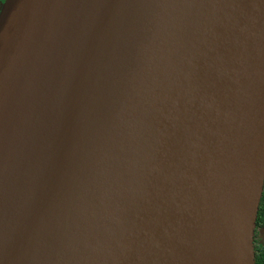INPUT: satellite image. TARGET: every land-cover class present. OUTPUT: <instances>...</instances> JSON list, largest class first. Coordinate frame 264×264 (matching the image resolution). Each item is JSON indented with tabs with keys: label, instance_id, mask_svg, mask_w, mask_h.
Returning a JSON list of instances; mask_svg holds the SVG:
<instances>
[{
	"label": "water",
	"instance_id": "water-1",
	"mask_svg": "<svg viewBox=\"0 0 264 264\" xmlns=\"http://www.w3.org/2000/svg\"><path fill=\"white\" fill-rule=\"evenodd\" d=\"M264 0H5L0 264H254Z\"/></svg>",
	"mask_w": 264,
	"mask_h": 264
},
{
	"label": "flooded vegetation",
	"instance_id": "flooded-vegetation-1",
	"mask_svg": "<svg viewBox=\"0 0 264 264\" xmlns=\"http://www.w3.org/2000/svg\"><path fill=\"white\" fill-rule=\"evenodd\" d=\"M5 0H0V6L2 5V3H4ZM262 205L264 206V184H263V188H262V194L260 197V202H259V207H258V212H260L259 214V218H258V228H255V233H254V240L257 243H261L262 239H264V207L262 209ZM263 210V212H262Z\"/></svg>",
	"mask_w": 264,
	"mask_h": 264
},
{
	"label": "trees",
	"instance_id": "trees-1",
	"mask_svg": "<svg viewBox=\"0 0 264 264\" xmlns=\"http://www.w3.org/2000/svg\"><path fill=\"white\" fill-rule=\"evenodd\" d=\"M263 205H262V209H263ZM263 212V210H262ZM259 214L260 212H257V216H256V222H255V228H258L259 224L258 222V218H259ZM254 233H255V229H254ZM253 252H254V264H264V239H262L261 243H257L254 240V236H253Z\"/></svg>",
	"mask_w": 264,
	"mask_h": 264
}]
</instances>
